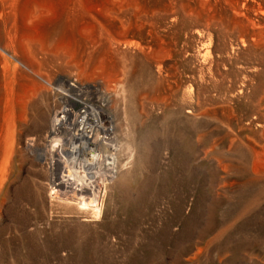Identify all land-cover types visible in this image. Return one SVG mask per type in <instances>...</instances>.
Masks as SVG:
<instances>
[{
  "label": "rangeland",
  "instance_id": "1",
  "mask_svg": "<svg viewBox=\"0 0 264 264\" xmlns=\"http://www.w3.org/2000/svg\"><path fill=\"white\" fill-rule=\"evenodd\" d=\"M140 4L132 44L71 13L1 32L0 264H264V46L225 1L208 29L192 0ZM84 105L112 127L95 206L62 194L46 133Z\"/></svg>",
  "mask_w": 264,
  "mask_h": 264
},
{
  "label": "bare ground",
  "instance_id": "2",
  "mask_svg": "<svg viewBox=\"0 0 264 264\" xmlns=\"http://www.w3.org/2000/svg\"><path fill=\"white\" fill-rule=\"evenodd\" d=\"M209 1L219 4L222 1L227 2L228 9L234 16L232 26L236 32L237 45L248 44L258 48L264 46V0H192L201 12V26L204 29L209 28L208 18L212 16L210 11L204 8ZM139 5H141L140 0H0V18H5L0 21V34L2 35V31L18 23L26 25L48 14L61 16L63 13H71L77 17L82 16L84 24L94 27L97 31L102 28L111 30L115 33L117 41L132 44L141 22L138 12L135 11ZM1 35L0 47H2ZM134 43L138 45V42ZM198 54L203 58L209 56L208 43L201 47ZM86 105H84L86 110L80 114L63 107L55 113L50 129L46 133L56 135L60 129L67 132L64 138L67 141V148H63L62 145L55 148L57 158L54 165L62 166L63 170V173L57 176V186L65 190L62 194L69 195L81 203L95 206L101 203L105 190V184L100 178L101 167L104 165L100 166L102 159L100 160V155L95 152V148L108 139L106 134L111 132L112 127L102 123L110 119L105 110L99 106ZM69 125L74 126L70 128ZM99 130L105 135H99ZM100 153L102 154V151ZM58 191L59 189L54 192Z\"/></svg>",
  "mask_w": 264,
  "mask_h": 264
}]
</instances>
